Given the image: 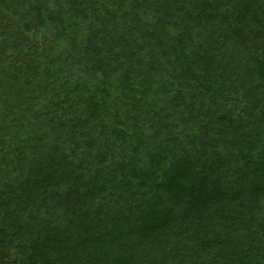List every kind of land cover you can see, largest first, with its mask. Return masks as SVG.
I'll return each mask as SVG.
<instances>
[{
  "label": "trees",
  "instance_id": "16d2710c",
  "mask_svg": "<svg viewBox=\"0 0 264 264\" xmlns=\"http://www.w3.org/2000/svg\"><path fill=\"white\" fill-rule=\"evenodd\" d=\"M0 264H264V0H0Z\"/></svg>",
  "mask_w": 264,
  "mask_h": 264
}]
</instances>
